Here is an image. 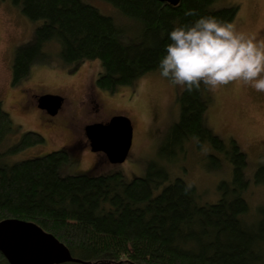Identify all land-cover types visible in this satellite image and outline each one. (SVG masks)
I'll return each mask as SVG.
<instances>
[{"label": "trees", "instance_id": "16d2710c", "mask_svg": "<svg viewBox=\"0 0 264 264\" xmlns=\"http://www.w3.org/2000/svg\"><path fill=\"white\" fill-rule=\"evenodd\" d=\"M9 1L27 18L41 20L33 41L15 51L12 83L26 77L31 65L43 60L45 45L55 40L65 63L101 61L94 84L104 91L158 69L174 27L201 16L230 23L239 6L215 7V0L177 5L106 0L139 26L138 38L129 40L112 17L82 0ZM189 10L196 15H185ZM212 100L203 85L192 93L181 90L179 117L157 147L161 162H148L145 173L129 181L121 172L61 175L60 166L70 158L65 148L10 164L0 161V220L37 224L64 243L77 264H264V199L250 202L246 155L237 142L232 137L225 142L207 125ZM14 130L18 126L0 105V143ZM43 141L41 134L25 131L0 151V159ZM188 144L205 151L212 168L222 166L220 157L231 163L230 179L220 180L212 196L208 188L170 178L165 165L187 153ZM253 183L264 185V164L255 170ZM0 264H8L1 253Z\"/></svg>", "mask_w": 264, "mask_h": 264}, {"label": "rangeland", "instance_id": "374dc122", "mask_svg": "<svg viewBox=\"0 0 264 264\" xmlns=\"http://www.w3.org/2000/svg\"><path fill=\"white\" fill-rule=\"evenodd\" d=\"M82 1L112 17L124 38H138L136 21L123 16L111 3L106 0ZM236 3L238 11L230 23L238 32L264 43V0H215L214 6ZM40 23L41 20L24 16L19 6L9 0H0V105L18 126V130L5 135L0 151H5L28 130L44 138L42 143L3 155L0 161L10 164L65 148L70 158L60 166L61 175L89 171L96 175L121 172L126 181L142 176L148 162H161L157 147L167 129L179 117L177 95L181 89L161 78L156 69L130 85H118L113 91L100 90L94 82L102 70L101 61L65 63L60 60L59 44L55 40L45 45L43 60L33 63L28 75L14 84L11 78L15 51L33 41L35 28ZM45 93L63 98L62 106L55 115L37 107V97ZM210 93L213 100L206 111L207 125L225 142L232 137L245 153L247 164L244 176L249 189L253 190L249 191L250 202L257 204L264 199V185L258 187L259 184L253 183L255 170L264 164V93L242 82H232ZM118 113L131 120L133 132L125 160L113 163L104 152L90 150L84 126L107 121ZM185 152L165 165L171 179L179 176L195 183L201 190L208 188L210 196L220 180L230 179L232 166L229 160L220 157L224 166L212 168L208 165L205 151L195 150L188 144ZM58 264L77 263L67 261Z\"/></svg>", "mask_w": 264, "mask_h": 264}, {"label": "clouds", "instance_id": "9594fccd", "mask_svg": "<svg viewBox=\"0 0 264 264\" xmlns=\"http://www.w3.org/2000/svg\"><path fill=\"white\" fill-rule=\"evenodd\" d=\"M185 15H196L189 10ZM158 63L159 76L192 93L201 86L215 91L242 82L264 93V43L238 32L232 23L201 16L174 27Z\"/></svg>", "mask_w": 264, "mask_h": 264}, {"label": "water", "instance_id": "95a60500", "mask_svg": "<svg viewBox=\"0 0 264 264\" xmlns=\"http://www.w3.org/2000/svg\"><path fill=\"white\" fill-rule=\"evenodd\" d=\"M177 5L180 0H159ZM62 96L45 93L36 99L37 107L55 115L62 105ZM133 127L123 114H114L107 121L84 126L91 151H102L108 160L121 163L131 146ZM0 253L8 264H58L79 262L69 248L37 224L19 219L0 220Z\"/></svg>", "mask_w": 264, "mask_h": 264}]
</instances>
